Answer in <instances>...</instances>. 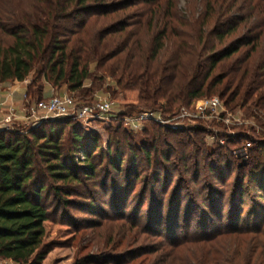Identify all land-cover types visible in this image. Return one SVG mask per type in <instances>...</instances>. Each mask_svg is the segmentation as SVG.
I'll return each instance as SVG.
<instances>
[{
    "label": "trees",
    "instance_id": "trees-1",
    "mask_svg": "<svg viewBox=\"0 0 264 264\" xmlns=\"http://www.w3.org/2000/svg\"><path fill=\"white\" fill-rule=\"evenodd\" d=\"M214 2L207 4L214 8ZM138 6V12L125 13ZM254 7L264 15L263 0H257ZM231 10L227 7L219 13L215 26L209 30L212 18L209 12L198 17L182 16L173 0H13L6 4L0 0V82H22L32 75L26 90L30 100L42 99L47 83L52 88L65 86L77 98L78 105L91 104L98 89L107 83L104 93L125 107L124 111H115L106 153L101 149L93 153L98 148V136L79 133L78 122L69 118L57 120L71 127L63 138L61 132L53 129L55 122L26 132L17 128L0 131L1 261L42 264L54 245L49 229L52 213L44 201L52 196L67 207L81 204L69 199L70 196L91 198V192H79L77 186L89 181L96 185L95 172L104 157L108 162L103 167V172L106 168L103 177L108 178L110 171L119 173V155L124 146L129 151L128 173H134L136 152H140L147 163L152 160L157 168L164 163L183 161L180 172L187 173L190 169L192 180L197 181V160L190 165L185 162L202 156L204 168L217 176L203 179L202 184L210 183L211 179L224 182L225 172L231 171V154L221 151L227 149L225 146L206 148L200 135L203 131L198 127L171 130L151 120L149 127L141 129L147 137L138 145L132 143L135 131L125 129L119 119L138 110L172 115L194 100L216 94L227 108L256 106L261 112L251 115L264 128V72H261L264 59L261 63L258 59L250 60L261 31L247 41L243 35L218 48L225 35L252 16L251 12L247 16L226 15ZM249 44L242 58L228 62L242 46ZM216 69L218 73L214 74ZM46 125L48 133L44 131ZM255 142L258 147L247 148L246 156L256 154L257 160L236 166L238 176L229 201L233 207L235 199L246 193L245 177L249 184L264 189V153L259 149L264 147V131ZM171 153L175 154L173 158ZM111 155L118 164L111 165ZM210 157L223 163H206ZM157 168L155 183L160 178ZM244 168L246 171L241 173ZM134 177L136 181L139 174ZM184 180L182 176L178 179L177 188H184L180 186ZM45 188L47 192L43 195ZM207 189L213 190L209 186ZM145 194L142 192V200ZM177 206L173 203L171 207L172 218L178 215ZM213 212L221 215L217 206ZM234 212L226 229L210 236L205 233L207 236L195 241L214 238L229 241L232 257L224 263L213 258L212 264H241L240 257L244 260L242 264H264V219L257 222L264 212L246 214L242 221V211ZM252 215L255 221L251 224ZM156 218L155 213L150 221L156 224ZM240 253L243 255L239 256Z\"/></svg>",
    "mask_w": 264,
    "mask_h": 264
},
{
    "label": "rangeland",
    "instance_id": "rangeland-1",
    "mask_svg": "<svg viewBox=\"0 0 264 264\" xmlns=\"http://www.w3.org/2000/svg\"><path fill=\"white\" fill-rule=\"evenodd\" d=\"M11 1L13 0H1L2 4ZM173 1L176 11L182 16L191 14L198 17L202 12H209V16L212 17L208 27L206 26L209 30L215 26L219 13H222L227 7H231L232 10L226 15L247 16L251 12L252 16L242 25H238L231 33L225 35L222 42L217 46L222 48L242 38L243 35L247 41L260 30L258 44L252 52L250 60L257 61L258 59L261 63V60L264 59V15L259 14V10L254 7L257 0H217V4L214 0ZM207 2H214V8H210ZM139 9L138 6L127 10L125 13H135ZM225 28L223 29L225 30ZM223 29L221 28V30ZM248 29L252 30L248 31ZM211 40L215 41L214 38ZM249 47L250 44L242 46L237 53L231 56L228 62L242 58ZM261 72H264V69ZM216 73H218V69L215 70L214 74ZM31 79L32 75L25 79L27 85ZM106 85L107 83H104L98 89L95 100L91 104L100 99H112L110 95L104 93ZM64 93L69 95L66 87L61 86L53 88L51 96ZM211 96H216V94ZM76 99L74 98V100ZM118 110L124 111L125 107L121 103L115 102V111L118 112ZM179 111L172 115L161 116L166 119L171 117L172 120L169 122L178 123L180 128L176 130L191 127L201 129L203 132L200 135L206 148L215 149L217 145L227 147L221 151L231 154L232 167L231 171L225 172L224 182L219 183L211 179L210 183L202 184V180L207 177V179L217 177L213 171L210 172L204 168L202 156H197L195 159L191 158L185 162L190 165L194 160H197L198 180L193 181L190 169L187 173L180 172L184 165L183 161L176 160L173 165L164 163L162 167L157 168L152 160L147 163L140 152H136L138 157L135 171L139 174V178L135 181V171H133L134 173L126 171L129 151L124 146V151L119 155L121 158L119 173L110 171L108 178L103 177L106 171L104 168L105 171L103 172V167L108 162V159L104 157L101 166L95 172L96 185H92V181H89L85 185L77 186L76 189L79 192H91V198L70 196L69 199L78 200L81 204L67 207L60 205L52 196L44 201L49 212L52 213L49 229L54 245L42 264H212L213 258L214 260L217 258L219 263H224L225 259L232 257L233 250L229 249L230 243L227 239L221 241L216 238L211 241L195 240L207 235L210 236L217 230L226 229L229 219L236 214L234 210L242 211L241 221L244 220L246 214L251 212L260 210L264 212V189H260L252 183L249 184L248 177H245L243 184V190L246 193H243L241 198L235 199L234 207L229 203L232 196L230 191L233 189L238 176L236 166L245 165L247 161L253 163L257 160L256 154H247L246 156L248 152H246L245 143L250 142V147H258V144L253 143V140H256L264 128L259 126L251 114H257L261 110H257L256 106L249 107L248 105L233 108L225 107V115L230 116L227 122L209 116L198 118L187 116L176 119ZM189 111L192 113V109ZM142 112L138 110L130 115H138ZM40 114L38 115L40 116ZM52 122H55L53 129L61 132L62 138L67 137L71 131L70 125L57 122V120L39 119L35 121L33 118L19 117L13 119L8 127L26 132L28 129L38 128ZM76 122L79 124L77 129L79 133L98 136V148L93 153H98L100 149L106 153L108 139L111 136L109 126L112 123L108 119H89ZM148 123V121L145 122L144 126L149 127ZM141 129L133 133L132 143L140 145V142L147 137ZM44 131L48 133V125L44 126ZM240 136L246 140H240ZM220 140L224 141V144H220ZM112 147L110 146V149ZM259 149L264 153V147ZM174 156L175 154L171 153L170 158ZM79 157L81 158L82 155L80 154ZM111 157V165L116 164V162L118 164L115 156L111 155ZM98 160L97 157L95 163ZM208 161L209 163L214 162V165L223 163L222 160L215 157L207 158L206 163ZM156 168L160 178L155 183L153 178ZM243 171H246V168L241 173ZM165 172L168 173L167 176ZM181 176L185 179L180 184V186H184L183 189L177 188L178 179ZM208 186L213 188L211 192L208 191ZM46 192L47 189L45 188L43 195ZM142 192L146 193L144 200L141 199ZM103 194L106 195L102 196ZM151 199H154V202ZM173 203L178 204V215L175 218L170 215ZM216 206L221 211V215L213 212V208ZM155 213L157 214L156 224L150 221V217L155 216ZM252 217L253 215L250 217L251 224L255 221ZM263 219L264 214L257 222L261 223ZM242 255L243 253L239 254V256ZM240 259L241 264L244 263L243 258L240 257ZM5 263L7 261L0 260V264Z\"/></svg>",
    "mask_w": 264,
    "mask_h": 264
},
{
    "label": "built area",
    "instance_id": "built-area-1",
    "mask_svg": "<svg viewBox=\"0 0 264 264\" xmlns=\"http://www.w3.org/2000/svg\"><path fill=\"white\" fill-rule=\"evenodd\" d=\"M13 90H8L7 98L12 96ZM192 109V113H189ZM39 113L40 116L38 115ZM20 114V115H19ZM18 116L12 106L7 110V114L3 119H0V131L10 130L9 123L16 118L22 117L26 119H39L44 120H58L61 118H69L76 121L89 120V119H108L110 122L115 117V102L109 99H100L93 104L78 105L72 95L66 93L61 95H52L47 98L39 100H30L26 92L23 94L22 103L20 105V112ZM120 115V114H119ZM191 116L198 117H212L217 118L223 122L229 120V115H225V105L220 97L211 96L203 97L191 102L187 107H182L179 114L175 117L184 118ZM171 117L163 118L160 114H155L150 111H143L138 115H121L119 121L122 126L131 131H138L144 127V123L147 121H154L162 126L176 130L180 128L178 123L169 122ZM220 144H224V141L220 140ZM250 142L245 143V149L250 147ZM5 264H13L11 261H7Z\"/></svg>",
    "mask_w": 264,
    "mask_h": 264
},
{
    "label": "crops",
    "instance_id": "crops-1",
    "mask_svg": "<svg viewBox=\"0 0 264 264\" xmlns=\"http://www.w3.org/2000/svg\"><path fill=\"white\" fill-rule=\"evenodd\" d=\"M8 90H13L12 96L7 98ZM27 90V81L22 82H0V119H3L7 110L12 106L18 116L20 112V105L22 103L23 94ZM53 93V88L49 84H45L42 92V97L47 98ZM20 115V114H19Z\"/></svg>",
    "mask_w": 264,
    "mask_h": 264
}]
</instances>
